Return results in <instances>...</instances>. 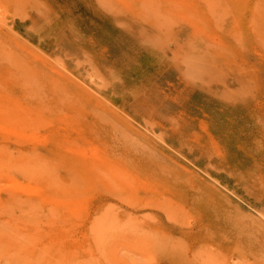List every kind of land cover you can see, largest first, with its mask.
Listing matches in <instances>:
<instances>
[{"label": "rangeland", "instance_id": "1", "mask_svg": "<svg viewBox=\"0 0 264 264\" xmlns=\"http://www.w3.org/2000/svg\"><path fill=\"white\" fill-rule=\"evenodd\" d=\"M0 264H264V0H0Z\"/></svg>", "mask_w": 264, "mask_h": 264}, {"label": "bare ground", "instance_id": "2", "mask_svg": "<svg viewBox=\"0 0 264 264\" xmlns=\"http://www.w3.org/2000/svg\"><path fill=\"white\" fill-rule=\"evenodd\" d=\"M17 123V122H16ZM20 186V185H19ZM12 187H14V186H12ZM26 188V187H25ZM14 191H19L20 189H17L16 188V190L14 189V188H12ZM27 190H29V189H27ZM22 194V193H21ZM25 194V193H24Z\"/></svg>", "mask_w": 264, "mask_h": 264}]
</instances>
